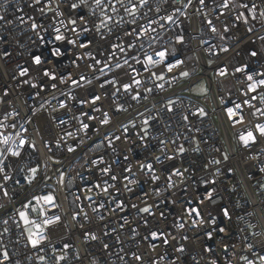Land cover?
<instances>
[{
  "label": "built area",
  "instance_id": "2783aa9c",
  "mask_svg": "<svg viewBox=\"0 0 264 264\" xmlns=\"http://www.w3.org/2000/svg\"><path fill=\"white\" fill-rule=\"evenodd\" d=\"M222 2L205 0V4L200 5L198 0L190 4L188 0L180 3L148 0V4L137 11L135 24L133 17L118 5L119 14L112 13L111 9L109 14L120 24L111 23L112 32L104 29L106 38L100 39L95 31L77 37L61 25V19L65 23L68 19L64 5L60 10L65 15L55 17L47 10L46 15H42L38 5L27 7L32 0H0V15L12 21L10 24L0 22V123L14 124V128L7 127L4 131L13 136L19 133V138L27 141L19 149L20 157L6 153L3 161L8 165L7 174L12 177L6 184L8 196L0 191V253L9 254L4 264H172L173 261L180 264L177 257L184 264H246L242 256H247L254 264H264L259 260L264 255V171L260 170L264 168V138L258 137L257 142L247 148L240 140V136L254 130L257 123H264V116L259 113L252 116L255 108L243 103L256 95L257 99L250 102L264 109V103L260 102L264 89H258L257 93L247 91L248 75L254 80L264 78L260 75L264 73V40L260 39L264 36V17L259 15L264 12V0H231L227 9L221 6ZM89 3L92 4V0ZM242 3L249 9L255 8L256 20L249 17L248 24H244L236 19L240 12L248 14V9L239 7ZM18 7L24 11L17 12ZM176 8H180L182 14L177 13ZM90 12V8H85L80 14L88 15V27L94 28L93 22L99 24L100 20L90 16ZM20 15L24 16L23 23L16 19ZM168 15H173L174 22L161 19ZM33 19L42 23L39 31L51 43L40 41L32 32ZM208 20L217 29L215 33L210 30ZM226 22L235 24L229 23L228 32L223 31ZM149 25L154 31L140 39L125 34L134 29L142 31ZM56 27L78 43H92L80 48L66 41L56 42ZM249 28L252 32L247 31ZM177 36L183 37V43L177 42ZM129 43L134 47H129ZM113 44H123L127 51L116 50L113 55L110 51ZM54 46L61 49L62 55H51ZM222 48L228 51L223 52ZM157 51H166L169 63H182L171 72L164 66L145 71L132 59L136 56L143 61L146 55L159 59ZM253 51L257 53L255 57L251 55ZM33 54L41 55L46 61L41 68L55 71L58 77H67L68 73L76 79L86 77L81 82L83 86L70 89L68 84L44 78L41 83H56L57 90L46 89L36 95L37 89L24 84L38 74L37 66L32 63ZM88 54L110 63L111 70L105 69V74L94 70L104 67V63L88 68L87 65L93 64ZM125 59L128 64L116 69L117 62L123 64ZM244 66H247L244 72L235 71ZM22 68H29L28 76L19 75ZM220 69H225L227 74L220 76ZM125 71L128 75H123ZM150 72L164 75L165 80H154ZM183 72H188L189 76L183 77ZM133 78L141 81V85H133L141 94L138 100L131 98L134 92L125 93L122 88ZM87 80L92 83L88 84ZM108 80L116 83L107 84ZM101 83L106 86L100 88ZM161 83L163 89L157 87ZM199 85L202 86L196 90ZM149 88L151 92H147ZM69 91L77 100L66 101L69 107L62 109L59 105L65 101V96L61 92ZM98 94L101 100L95 106L87 103L80 107L79 101L90 100ZM236 104L241 105L239 110ZM169 106L174 109L172 112L167 111ZM93 107H100L102 111L92 112ZM117 108L122 110L116 111ZM228 108L243 115L244 122L234 125L228 117ZM200 109L205 116L199 115ZM81 111L97 118L88 120L81 116L90 125L87 133L74 119ZM105 111L110 123L101 125L100 118ZM184 116H188L187 121ZM146 118L150 119V131L148 138L141 140L140 130L146 127L143 123ZM67 132H72L73 136H68ZM117 136L119 140L115 139ZM160 140L167 143L161 145ZM31 144L35 147H30ZM180 144L185 146L183 156L167 160L166 155H176ZM70 146L75 151L69 152ZM4 147L0 144V149ZM157 156L161 157L160 161L156 160ZM214 160L220 163H211ZM148 163L160 177L155 183L146 168L141 171V165ZM32 168L38 171L35 180L29 183L26 177L32 176ZM104 168L110 170L108 174L102 171ZM127 168L132 171H126ZM174 169H179L183 177L173 176L174 187L168 188L167 176ZM112 175L117 177L115 181ZM131 180L136 183H129ZM95 184H100L101 188L93 187ZM125 184L131 192L125 189ZM109 185L115 187H109V192L104 193L103 187ZM208 192L212 193L211 199L207 198ZM47 194L54 196L56 207L44 205L43 201L38 205L33 199ZM89 196L91 200L86 199ZM116 202H123L125 210L113 212ZM132 204L138 208L152 206L155 215L138 212ZM193 206L201 209L205 221L195 227L184 212ZM34 207H43L45 214L40 216L33 212ZM224 209L228 210L229 217L223 215ZM20 212H26L29 219L41 224L45 239L38 248H33L28 239V228L36 229L25 225ZM53 216H59L60 221L45 227L43 221ZM213 219L215 224L210 223ZM180 223L185 227H178ZM219 228L226 231L221 233L216 230ZM153 231L166 234L169 243L153 241L150 236ZM208 232H212V239L208 238ZM93 235L96 240L91 238ZM184 236L188 239H183ZM104 244L109 245L107 250ZM181 246L186 249L183 254L175 251ZM133 253L143 259L135 260ZM60 256L66 259L58 261Z\"/></svg>",
  "mask_w": 264,
  "mask_h": 264
},
{
  "label": "snow or ice",
  "instance_id": "6c2138e0",
  "mask_svg": "<svg viewBox=\"0 0 264 264\" xmlns=\"http://www.w3.org/2000/svg\"><path fill=\"white\" fill-rule=\"evenodd\" d=\"M165 2H168V0H165ZM173 2L174 3H180L181 0H173ZM191 2H192V0H188L189 4ZM198 2L200 5L205 4V0H198ZM92 4H94L95 7H92ZM92 4L89 3V0H48L47 4H45V0H32V3L28 4L27 7H34V6L38 5L39 6L38 10L42 15H46V10H47L48 12H52L55 17H62L65 15V13L62 12L60 10V8H61V5H64L68 9L67 23H65V21L63 19H61L59 21V23L61 25H63L68 31H71L72 33L76 34L77 37H79L81 35V33H89V32L95 31L97 34H99L100 39H105L106 37L104 34V29H107V31L109 33H111L112 28L109 27V25L111 23H115L116 25L120 24L119 20H115V21L113 20V16L111 14H109V9H111L112 13L119 14V9L117 7L119 5L121 8H123L124 12H126L129 16L133 17L132 23L135 24V18H136L137 11L140 8L145 7L148 4V0H135V2H132V0H129L128 3H126L125 0H92ZM230 5H231V0H223L221 6L225 9H227L230 7ZM182 7H187V5H182ZM239 7H242L244 9H248V14L246 15L245 12H240L238 14V16L236 17L237 20H242V22L244 24H248L249 17L252 20L257 19L256 10L254 7L252 9H249V6L247 4H243V3L240 4ZM85 8H90L91 12L89 13V15L90 16H96L97 19L100 20L99 24H96L95 22H93L94 28L88 27L87 22H88L89 16L80 14V12ZM97 9H99V12H100L99 16H97ZM5 11H7V8H5ZM16 11L17 12H23L24 9L18 7L16 9ZM157 11H159L158 8H157ZM175 11L177 13L182 14L180 8H176ZM221 15H226V14L221 13ZM259 15H260V17H264V12H260ZM16 19H18L21 23L24 22V16L23 15L17 16ZM161 19H164L169 23L174 22L173 15L161 17ZM0 22H4L7 24L12 23V21L7 20L6 17L3 15H0ZM152 23H156V21H152ZM207 23L210 27V30L213 33H215L217 31V29L215 28V26H213V22L211 20H208ZM229 23H232V25L235 26L234 22H226L224 27H223L224 32H228L230 30ZM69 25H71V27H69ZM30 28H31L32 32L35 33V35L39 38L40 41H42L44 43H51V41H47L45 39V36L41 35L39 29L43 28V25L38 20L33 19L32 23L30 24ZM45 31H46V29H45ZM54 31H55L54 40L56 42H65L66 41L67 44H70L74 47L78 46L80 48H86L89 46V44L92 43L91 41H89L88 44H85L82 42L78 43V41L76 39L69 38L68 36L63 34L61 32L60 27H56L54 29ZM149 31H154V29L151 28V25H149V27H147V28H143L142 31L139 29H134L133 31H126L125 34L126 35H135L137 39H140L144 34L148 33ZM247 31L252 32V29L249 28ZM223 38L224 37L222 36L221 39H223ZM260 39L264 40V36L260 37ZM177 42L183 43V37L177 36ZM129 47H134V45H131V43H129ZM116 50H119L122 53L127 51V49L123 46V44L110 45V51L112 52L113 55H114ZM221 51L227 52L228 48H222ZM51 55L56 56V57L62 55L61 49L59 47H55V46L52 47L51 48ZM88 55H89L90 59H92V61H93V64L87 65L88 68H94V65H100V64L104 63V67L94 69V70L98 71L101 74H105V69L111 70L112 66L110 63L102 62L101 60L97 59L96 57L91 56V54H88ZM251 55L253 57H255L257 55V53L255 51H253L251 53ZM156 56H158L159 59H154L153 56H151V55H146V57L143 61H141L136 56H133L132 59L136 60L137 63H140L142 65V67H144L145 71H150V69H152V68L164 66L167 68V70L169 72H171L174 67L178 66L179 63H182V61H177L176 64L169 63L168 62V54L166 51H157ZM80 58L81 57H77V59H80ZM45 62L46 61H44V59L42 58L41 55L33 54L32 55V63L35 66H37L38 74H37V76L32 77V79L24 81V84L30 85L32 88L37 89L36 95H40L42 92H45L46 89L57 90V84L56 83H51V84L41 83L40 81H42L44 78H47L48 81H57L58 80L60 84H68L70 89L83 86L81 82L85 81L86 77L81 76L79 79H76V78L72 77L71 73H68L67 77L65 75H60L58 77V75L55 71L40 67ZM127 64H128V60L125 59L123 64L117 62V64L115 65V68L116 69H123L124 66ZM246 68H247V66L237 67L235 69V71L236 72H244L246 70ZM133 71L135 72L136 70L133 69ZM29 72H30L29 68H22L19 75L21 77L28 76ZM218 74L220 76H224L227 73H226L225 69H220ZM123 75H128V72L125 71L123 73ZM137 75H139L138 72H137ZM150 75L156 81H164L165 80V76L162 74H158L156 72H150ZM181 75L183 77H188L189 73L183 72V73H181ZM260 75L264 76V73H261ZM97 79H99V77H97ZM33 80H35L36 82H32ZM247 80L250 82L247 86V91L249 93H257L258 89H264V78H261L259 80H254L252 75H248ZM87 83L91 84L92 81L87 80ZM115 83H116L115 80H108L107 81V84H115ZM133 85L139 86V85H141V81L139 79L133 78L132 82L124 83L122 85L123 91L125 93H129L130 91L134 92L135 94H133L131 96V98L133 100L141 99L142 98L141 94L138 91H136V89L134 88ZM105 86H106L105 83H101L99 85L100 88H104ZM157 87H159L160 89H163L164 84L161 83V84L157 85ZM191 88H192V86L189 87V90H191ZM117 91H119V88H117ZM151 91H152L151 88L147 89V92H151ZM4 95L7 96L8 93L5 92ZM61 95L65 96V101H61L60 105H59L60 108H62V109L69 107L66 101H76L77 100V97L74 94H72L71 91L61 92ZM255 99H257V96L253 95L250 97V100H245V101H243V103L246 104L249 108H255V111H253L251 113L252 116L255 117L257 115V113H259L260 116H264V109L256 108L255 105H253L250 102L251 100H255ZM99 100H101V95L98 94V95L93 96L90 100L79 101V105L81 108H83V106L87 103H90L91 105L95 106L97 104V101H99ZM260 102L264 103V95H262L260 97ZM170 105H171V102H170ZM235 108L237 110H239L241 108V105L236 104ZM69 110H71V109H69ZM120 110H122V109H120V108L116 109V111H120ZM173 110L174 109L171 106H169L167 108V111H169V112H172ZM91 111L92 112H101L102 109L100 107H93L91 109ZM227 113H228L229 119L234 122V125L244 122L243 115L238 114L237 111H234L233 108H228ZM193 115H196V113H193ZM199 115L205 116L206 113L204 112L203 109H200ZM81 116L87 117L88 120H95L97 118L95 116L91 115L89 112H84V111H81L79 115L74 116V119H76L80 122L81 130H83V131H85V133H87V130L89 129L90 125L88 123L84 122V120L81 119ZM183 119L185 121H187L188 116H184ZM100 123H101V125H107L110 123V118H109L108 112H106V111L103 112L102 117L100 118ZM143 123H144V125H146V127L142 128L140 130L143 133V135L140 137V139L146 140L148 138V134L150 131V128L148 127L150 125V119L146 118L143 121ZM133 126H135V125H133ZM7 127L14 128L15 125L14 124L13 125H4L3 123H0V144L5 146L3 149H0V181H3V182H0V191H3V195L5 197L8 196V192L5 190L6 184L9 180L12 179V177L9 176L6 172V168L8 167V165L3 163L4 159H6L5 154L7 153L8 155H11L12 157H20L21 152L19 149L24 147L25 144H27V141L25 139L19 138V133H17L16 136H13L11 134H8L6 131H4V129ZM125 131H127V129H125ZM67 135L71 137V136H73V133L67 132ZM258 137L264 138V123H257L255 125V129L249 130L246 133V135H241L240 140L243 142V146L247 148L251 144H255L257 142ZM17 139H19L18 144L16 143ZM115 139L119 140L120 137L117 136V137H115ZM159 143L161 145H164L167 142L165 140H160ZM172 143L175 144L176 143L175 140H173ZM13 145L15 147H13ZM29 146L32 148L35 147L34 144H31ZM145 147H147V145H145ZM68 151L69 152L75 151V148L70 146L68 148ZM160 151L163 152V148H161ZM184 152H185V146L183 144H180L176 148V155H166V159L169 161L175 160L177 155L183 156ZM227 158L228 157L225 154L224 159L227 160ZM125 159H127V157H125ZM156 160L160 161L161 157L157 156ZM93 163H95V161ZM211 163L219 164L220 161L214 160V161H211ZM145 168L147 169V172L150 175V178H151L153 183H155L156 181H158L160 179V177L155 174V170H154L153 165L151 163L141 165V171H143ZM260 170L264 171V168H261ZM37 171H38V169H36V168L31 169L32 176L26 177V179L28 180L29 183H32V181L35 180V178H36L35 174L37 173ZM102 171L105 174H108L110 170L108 168H104V169H102ZM126 171L131 172L132 169L127 168ZM184 171H187V169H185ZM173 176L183 177V173L179 169H174L172 172H170V174L167 176L168 188L174 187V182L172 180ZM62 179H63V177L61 176V180ZM111 179L113 181H115L117 179V177L115 175H112ZM17 183H19V181H17ZM129 183H136V181L131 180V181H129ZM93 187L101 188V185L95 184ZM109 187H115V185H109L107 187H103V192L108 193ZM124 187L127 191H129V192L132 191V189L130 187H128L127 184H125ZM91 190L92 189L90 188L89 191H91ZM158 194H159V192H157V195ZM207 198L208 199L212 198L211 192L207 193ZM33 199L36 201V203L38 205L41 203V201H43L44 205H51L52 207L57 206L55 204L54 196H52L50 194L43 195L40 197H33ZM86 199L91 200L92 197L89 196V197H86ZM142 202L146 203L144 201H142ZM200 203H203V199L200 200ZM24 207L27 208L28 204H25ZM101 207H103V205H101ZM131 207L134 209H137L138 212L145 213L148 215H155V213L152 211V206H145L143 208H138V206L136 204H132ZM112 210H113V212H115L116 210L124 211L125 205L123 202H116L115 208H113ZM32 211L38 212V215H40V216H43L45 214L43 207H41L39 209L34 207V208H32ZM184 212L186 213L187 217L191 220V224L193 227H195L198 224L205 223L201 209L198 206L186 208V209H184ZM19 215H20L21 219L24 221L25 225H33L34 228L36 229V231H33L32 228H28V233H29L28 239H29V242L31 243V246L33 248H38L40 243L42 242V240L45 239L44 233H43V231H41V224L36 223V220H34V219H29V216L26 212H20ZM85 215H87V214H85ZM162 215H163V213H161V216ZM223 215L225 217H229V212L227 209L223 210ZM59 221H60L59 216H53L51 218L45 219L43 221V225L45 227H47V226L52 225L54 223H57ZM5 223H7V221H5ZM125 223H127L126 220H125ZM210 223L215 224V220L214 219L211 220ZM178 227L184 228L185 224L180 223L178 225ZM216 230L221 232V233L226 231L225 228H219ZM132 231L135 232L136 230L132 229ZM150 236H151V239L153 241L161 240V242L164 245H167L169 243V240H168L166 234H164V233L157 234V232L153 231L150 233ZM207 236L209 239H212V232H208ZM91 238L93 240L97 239V237L94 235ZM183 239L187 240L188 237L184 236ZM103 247L105 250H107L109 248V245L104 244ZM152 247L154 248V247H156V245H152ZM249 247H252V245H249ZM65 248H67V245H65ZM207 250L208 249H206V251ZM225 250H227V245L225 246ZM175 251L183 254L186 251V249H185V247L181 246V247L175 248ZM132 257L137 261H140L143 259V257L141 255H137L135 253L132 254ZM41 259H43V257H41ZM65 259H66L65 256L57 257L58 261H62ZM121 259H123V257H121ZM241 259L243 261H245L246 264H254V262L249 260L247 256H242ZM8 260H9V254L7 251H3L2 253H0V264H4V262L8 261ZM177 260H180V264H184V262L181 260L180 257H177ZM259 260H260V262H264V255H261L259 257ZM172 264H176V261H173Z\"/></svg>",
  "mask_w": 264,
  "mask_h": 264
},
{
  "label": "rangeland",
  "instance_id": "374dc122",
  "mask_svg": "<svg viewBox=\"0 0 264 264\" xmlns=\"http://www.w3.org/2000/svg\"><path fill=\"white\" fill-rule=\"evenodd\" d=\"M201 86H202V85L197 86V87H196V90H197L199 87H201Z\"/></svg>",
  "mask_w": 264,
  "mask_h": 264
}]
</instances>
